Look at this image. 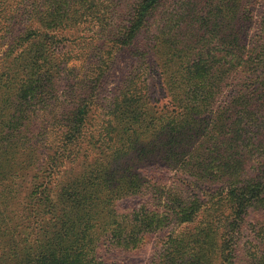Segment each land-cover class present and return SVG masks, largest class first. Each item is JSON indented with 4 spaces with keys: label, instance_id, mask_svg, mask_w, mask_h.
<instances>
[{
    "label": "trees",
    "instance_id": "1",
    "mask_svg": "<svg viewBox=\"0 0 264 264\" xmlns=\"http://www.w3.org/2000/svg\"><path fill=\"white\" fill-rule=\"evenodd\" d=\"M252 1L0 0V264H116L100 242L132 249L172 227L160 264H235L253 216L249 264H264V10ZM119 53L133 70L107 100ZM144 164L215 197L154 182Z\"/></svg>",
    "mask_w": 264,
    "mask_h": 264
},
{
    "label": "rangeland",
    "instance_id": "2",
    "mask_svg": "<svg viewBox=\"0 0 264 264\" xmlns=\"http://www.w3.org/2000/svg\"><path fill=\"white\" fill-rule=\"evenodd\" d=\"M179 0H171V7L173 8ZM248 8H251L252 12H259L264 10V0H253L248 4ZM257 18H253V26H256ZM86 34H90L87 32ZM4 47V46H3ZM2 47V48H3ZM65 50V48H64ZM73 58L68 59L67 66L68 68H73V71H78L80 68L79 66L83 63L75 53L70 54ZM76 57V58H75ZM132 61L129 55L125 53H119L114 63L111 65V69L107 75L106 83H104L103 87H101V98H106L107 100L113 96V92L116 91L119 84L122 82L123 78L128 76L129 71L133 70ZM155 69V68H154ZM154 77L150 84V104L156 106L158 110L167 107L168 105V97L167 93L164 90L162 85V78L160 73L155 69ZM62 87H60L61 90ZM62 98V95L59 97ZM169 107V106H168ZM167 107V108H168ZM46 111H39L37 122L41 123L44 120V115ZM137 171L144 177L150 178L152 181L157 183H164L166 187L172 186L175 188H180L190 196H198L199 198L205 197V191L207 194V199L209 197H215L216 191L211 192V186L203 185V183L196 181L194 178L186 176L180 172H178L174 168L167 167L164 164H144L137 168ZM57 178V177H56ZM59 180V179H58ZM57 180V181H58ZM206 186V187H205ZM26 186H22L21 189L24 191ZM21 191V192H22ZM208 192V193H207ZM140 198L138 196H132L124 198L117 202V206L119 209L127 210L130 207H136ZM254 218V216H253ZM253 218L248 219L245 222L241 232L237 235V247H236V258L235 264H249V251L254 248V243H256L259 239L256 230L258 228L257 221ZM256 218V216H255ZM257 219V218H256ZM26 232H30V228L28 224H25ZM192 228L191 225H187L181 228H177L176 231L182 232L183 230L186 231L187 228ZM174 227L167 228L164 230L159 231H152L145 235L144 240L135 248L132 249H125V248H114L107 242H100L98 247V255L103 258V260L107 262H113L116 264H160L163 258L164 252L163 251V244L167 239L168 234L172 231ZM188 231V230H187Z\"/></svg>",
    "mask_w": 264,
    "mask_h": 264
}]
</instances>
